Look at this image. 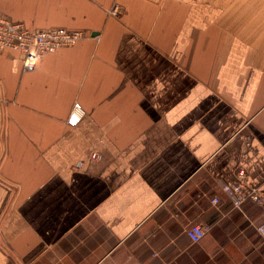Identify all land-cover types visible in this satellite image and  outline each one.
Listing matches in <instances>:
<instances>
[{"label": "crops", "instance_id": "crops-1", "mask_svg": "<svg viewBox=\"0 0 264 264\" xmlns=\"http://www.w3.org/2000/svg\"><path fill=\"white\" fill-rule=\"evenodd\" d=\"M0 14L86 34L32 70L0 49V264H264V211L221 189L242 169L264 193V0H0Z\"/></svg>", "mask_w": 264, "mask_h": 264}, {"label": "built area", "instance_id": "built-area-1", "mask_svg": "<svg viewBox=\"0 0 264 264\" xmlns=\"http://www.w3.org/2000/svg\"><path fill=\"white\" fill-rule=\"evenodd\" d=\"M118 13L119 9L116 6L112 9L111 14L118 15ZM85 37L86 34L83 31L60 27L30 29L24 23L13 21L9 17L0 14V49L20 53L25 70L35 69L45 55L62 48L72 47ZM89 37H95V35L91 33ZM85 115L82 106L76 102L67 124L75 127ZM96 158L97 156L93 154L92 159ZM221 189L232 202L234 209L242 211L246 202H252L264 211V193L248 185L244 170H238L234 177L228 179L222 185ZM220 202L221 200L218 197L212 199L213 205H218ZM258 231L264 237V225L258 227ZM186 233L192 242L197 243L204 238L206 229L201 225H193L186 230Z\"/></svg>", "mask_w": 264, "mask_h": 264}]
</instances>
